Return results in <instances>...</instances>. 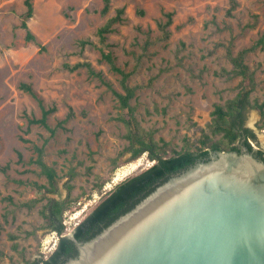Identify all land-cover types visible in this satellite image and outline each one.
Here are the masks:
<instances>
[{
    "label": "rangeland",
    "instance_id": "obj_1",
    "mask_svg": "<svg viewBox=\"0 0 264 264\" xmlns=\"http://www.w3.org/2000/svg\"><path fill=\"white\" fill-rule=\"evenodd\" d=\"M238 1L230 10L231 0H110L104 14L106 0H34L28 22L37 38L28 41L21 26L25 0H0V264H31L56 248L61 235L42 227L45 195L69 200L64 216L69 234L116 184L155 162L148 153L134 159L125 152L126 126L113 90L87 67L71 69L67 63L91 61L125 92L123 74L103 57L111 52L137 87L136 115L168 142L167 154L197 146L215 103L239 90L241 77L222 69H232V55L264 32V0ZM121 7V19L102 40L100 27ZM170 11L166 36L158 21H166ZM246 60L256 70L253 99L263 101L264 48L248 52ZM23 82L56 107L49 116L55 132L29 124L42 109ZM256 125L264 127L263 114ZM41 160L57 171L56 192L39 188L49 183ZM137 161L143 164L113 182Z\"/></svg>",
    "mask_w": 264,
    "mask_h": 264
},
{
    "label": "water",
    "instance_id": "obj_2",
    "mask_svg": "<svg viewBox=\"0 0 264 264\" xmlns=\"http://www.w3.org/2000/svg\"><path fill=\"white\" fill-rule=\"evenodd\" d=\"M259 109L249 138L264 152ZM171 174L62 264H264V159L240 141ZM209 149V148H208Z\"/></svg>",
    "mask_w": 264,
    "mask_h": 264
},
{
    "label": "trees",
    "instance_id": "obj_3",
    "mask_svg": "<svg viewBox=\"0 0 264 264\" xmlns=\"http://www.w3.org/2000/svg\"><path fill=\"white\" fill-rule=\"evenodd\" d=\"M25 3L27 9L23 15L21 26L26 29V39L31 41L37 38L28 22L29 18L34 15V0H25ZM238 4V0H231L230 10L236 8ZM109 10L110 0H106L102 12L106 14ZM123 11L124 8H119L118 14L109 18L108 21L100 27L99 32L102 40L106 38L108 32L113 30L114 23L121 19ZM166 14L168 15V19L166 21L159 20L158 25L166 36H169L170 30L168 27L173 21V12L170 11ZM259 46L264 48V32L252 45L244 47L239 50L237 54L232 55V69H222L221 73L223 74L241 77L239 90L235 96L228 98L225 102L215 103L212 119L208 123V130L204 132L201 144L197 146L186 144L182 149L175 150L171 155L167 154L169 150L168 142L164 139H158L155 136V131L144 126L136 115L132 105V99L136 96L137 87L129 84L128 78L130 73L117 64L116 58L111 52H103V57L111 63L114 70L123 74L122 83L125 92L118 90L113 83L105 77L102 71H98L94 67L91 61H78L73 65L67 63V66L71 69L87 67L92 76L99 77L118 97L120 107L122 108L120 118L125 123V137L128 140L125 152H131L132 158L134 159L140 157L144 153H148L151 159L155 160L154 164L149 168L116 184L115 187L103 197L94 210L75 226L74 233L78 239L86 240L93 237L121 214L133 208L142 198L150 193L159 183L165 181L171 174L190 167L195 164L198 159L208 157L212 151H240V146L237 142L240 141L242 137H244L245 145L260 158L264 159L263 150L256 149L249 139H255L256 133L253 129L244 127L246 113L249 108H258L264 115V100L260 101L259 98L253 99V93L257 87L256 70L252 68L246 60L248 52L257 49ZM21 86L38 100L42 109V115L40 117H29V124H41L55 132L57 127H51L49 116L55 111L56 107L47 106L44 97L31 83L23 82ZM61 124H63V121ZM243 130L246 131L245 135ZM41 163L48 175L49 183L39 184V188L48 192H56L58 190L57 171L53 167L46 165L42 160ZM45 196L46 202L41 208V213L44 218L42 227L56 230L61 236L57 248L48 258H39L31 261V264H40L42 260L44 264H62L68 257L78 252L74 249L72 238L66 234L67 226L64 221V216L69 208V200ZM74 200H79V198H75ZM2 227L3 225L0 223V233ZM14 246L17 247V243H15ZM0 255H4L1 248Z\"/></svg>",
    "mask_w": 264,
    "mask_h": 264
},
{
    "label": "bare ground",
    "instance_id": "obj_4",
    "mask_svg": "<svg viewBox=\"0 0 264 264\" xmlns=\"http://www.w3.org/2000/svg\"><path fill=\"white\" fill-rule=\"evenodd\" d=\"M143 163L141 161H137L135 163H133L131 165V167L127 170H125L124 172H120L118 173V175L115 177L114 181L113 182H118L119 180L123 179L124 177H126L127 175H129L130 173H132L133 171H135L136 169H138ZM125 169V168H124ZM112 184H109L107 187H111ZM86 210V206L80 210H78L76 213H75V217H79L81 216L84 211Z\"/></svg>",
    "mask_w": 264,
    "mask_h": 264
},
{
    "label": "flooded vegetation",
    "instance_id": "obj_5",
    "mask_svg": "<svg viewBox=\"0 0 264 264\" xmlns=\"http://www.w3.org/2000/svg\"><path fill=\"white\" fill-rule=\"evenodd\" d=\"M244 127H247V126L244 124ZM243 131H244V135H245V134H246V131H245V130H243ZM240 141L244 143V137H242V139H241ZM244 144H245V143H244ZM239 146H240V144H239ZM93 210H94V209H92L90 212H88V213L86 214V216H88ZM86 216H85V217H86ZM85 217H84V218H85ZM82 220H83V219H82ZM82 220H81V221H82ZM81 221H79V222H81ZM79 222H78V223H79ZM78 223H77V224H78ZM74 230H75V227H74V229H73V231H72V233H71V234H73V235H75ZM71 234H68V235L70 236ZM70 237H71V236H70ZM71 238H72V237H71ZM72 240H73V242H74V247H75L74 249H76V250L78 251V247H77V244H76L75 240H74L73 238H72ZM57 246H58V244H57ZM57 246H56V248H57ZM56 248H55V249H56ZM55 249H54V250H55ZM48 257H49V255H47L45 258H48ZM40 264H44V261L42 260V261L40 262Z\"/></svg>",
    "mask_w": 264,
    "mask_h": 264
}]
</instances>
